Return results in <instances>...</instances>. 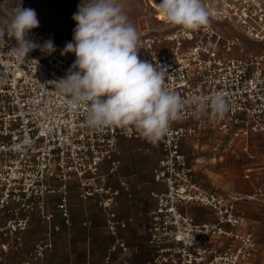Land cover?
I'll return each mask as SVG.
<instances>
[{"label": "built area", "instance_id": "1", "mask_svg": "<svg viewBox=\"0 0 264 264\" xmlns=\"http://www.w3.org/2000/svg\"><path fill=\"white\" fill-rule=\"evenodd\" d=\"M202 3L210 23L197 31L167 23L154 5V16L164 25L139 34V57L166 70L165 87L185 102L182 117L159 141L161 154L152 168L158 188L151 192L155 205L147 214L148 244L155 246L151 264H242L250 257L252 234L238 230L239 196L199 185L181 145L184 139L195 138L206 120L219 130L257 135L264 144V0ZM0 28H6L1 21ZM240 35L254 44L250 51ZM27 38L40 46L52 40L55 51L48 54L38 47L19 62L10 51L15 38L0 40V81H4L0 83V208L15 204L8 232L26 228L28 217H18L20 211L37 208L49 220L51 214L44 213L43 205L47 193L61 194L57 207L68 223V181L76 177L80 198L101 195L98 204L107 212L106 225L113 237L109 254L122 253L127 246L117 232L124 224L111 210L118 190L107 185L104 176H99L100 182L96 178L101 162H107L109 172L116 169L118 136L140 135L119 127L89 128L86 108L72 107L56 88L55 81L66 76L75 55L64 52L66 44L53 30L32 29ZM217 94L228 103L223 117H214L210 109L207 115L194 117L195 102ZM260 170L263 186L264 161ZM246 172L249 178L252 169ZM262 186L255 195L263 194ZM191 204L207 208L214 219L197 221L187 211ZM214 237L235 243L210 245ZM52 245L47 235L33 245L30 256L42 264Z\"/></svg>", "mask_w": 264, "mask_h": 264}, {"label": "clouds", "instance_id": "2", "mask_svg": "<svg viewBox=\"0 0 264 264\" xmlns=\"http://www.w3.org/2000/svg\"><path fill=\"white\" fill-rule=\"evenodd\" d=\"M157 8L167 23L184 30L197 31L210 23L202 0H158ZM12 13L6 28H0V40L15 38L10 51L17 61H25L38 47L48 54L55 51L52 40L40 46L27 38L40 23L34 9L17 0ZM72 19L73 38L64 52L76 59L66 76L55 81L59 94L72 107L86 108L85 123L91 129L135 130L148 142L158 143L182 117L185 102L165 87L166 70L139 57V34L124 7L118 0H81ZM209 109L214 117H223L228 111L226 98L217 94L196 101L193 115L200 118Z\"/></svg>", "mask_w": 264, "mask_h": 264}, {"label": "rangeland", "instance_id": "3", "mask_svg": "<svg viewBox=\"0 0 264 264\" xmlns=\"http://www.w3.org/2000/svg\"><path fill=\"white\" fill-rule=\"evenodd\" d=\"M118 2L124 7L138 34L164 25L154 16L156 11L154 5L157 6L158 0H118ZM80 3L81 0H22L24 8H32L37 13L40 23L35 29L53 30L65 44L72 41L75 28L72 16L77 12ZM16 4L17 0H0V21L3 24L13 15L12 8ZM232 34L230 32L225 35ZM240 36L246 44V50L250 51L254 44L244 35ZM187 124L195 125V122L189 121ZM133 139L118 136L114 155L119 158V163L112 172H109V165L102 168L97 174L96 181L100 182L99 176H104L105 182H108L118 178L119 175H124L129 181L137 179L138 184L145 187L147 194L150 195V191L155 190L152 168L160 156V144L159 142L152 144L144 138H138L134 142ZM263 146L257 135L246 137L232 131L219 130L211 120H206V127L201 128L195 138L184 139L181 145L199 185L222 194L239 196L236 209L243 218V231L252 234L250 257L245 261L246 264H264V194L263 196L254 194L256 188L263 183L259 169L264 161ZM247 168L252 169L249 178H245ZM77 184L79 186V183ZM262 190L264 192V189ZM249 194L254 196H247ZM189 206L187 211L197 221L214 219L213 213L208 209L196 204ZM108 241L110 246L112 238ZM221 241L228 240L225 237H214L210 245L219 246ZM227 243L222 246H228ZM82 247L77 245L76 249L79 251ZM105 250V252L97 251L100 261L94 264H126L116 260V251L109 254V247H105ZM146 250L149 253V260L137 259L140 253H143V249H137L135 259L127 258V264H151L155 255V246L147 244ZM107 255L109 258L105 259ZM76 256L79 257L80 252H77Z\"/></svg>", "mask_w": 264, "mask_h": 264}, {"label": "crops", "instance_id": "4", "mask_svg": "<svg viewBox=\"0 0 264 264\" xmlns=\"http://www.w3.org/2000/svg\"><path fill=\"white\" fill-rule=\"evenodd\" d=\"M138 138L143 139L141 136ZM106 165H108L107 162H101L100 170ZM77 183L76 177L68 181V223L64 221L57 207L61 196L58 192L47 193L43 198L44 213L51 214L49 220H45L37 208L18 213V217H28L24 230L9 233L6 227L8 221L15 217L11 212L15 204L0 208V264H38L29 254L33 245L45 239L47 235L50 237L53 249L45 251L41 260L42 264H78V261L80 264H94L100 261L97 251L105 252V247H109L108 239H113L106 225L107 212L98 204L101 195L80 198ZM107 185L118 190L111 210L118 221L124 224L123 227H118L117 233L127 246L124 252L116 255V260L127 264L128 259H135L137 249H143V253H140L137 259L149 260V253L146 250L149 226L147 214L155 205V199L151 195L152 191L148 195L145 187L140 186L137 179L129 181L124 175L108 180ZM156 188L158 185L155 183ZM238 230L243 231L242 217ZM227 240L221 241L219 245H225L227 242L228 245H234L233 240ZM77 245L83 247L78 251ZM77 252H80L79 257L76 256Z\"/></svg>", "mask_w": 264, "mask_h": 264}]
</instances>
